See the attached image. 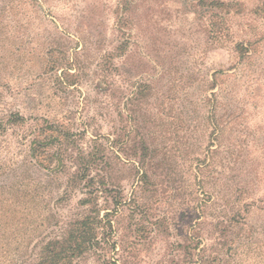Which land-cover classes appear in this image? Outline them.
Listing matches in <instances>:
<instances>
[{"label":"rangeland","instance_id":"rangeland-1","mask_svg":"<svg viewBox=\"0 0 264 264\" xmlns=\"http://www.w3.org/2000/svg\"><path fill=\"white\" fill-rule=\"evenodd\" d=\"M10 189L41 213L24 258L98 190L114 232L73 264H264V0H0Z\"/></svg>","mask_w":264,"mask_h":264},{"label":"trees","instance_id":"trees-1","mask_svg":"<svg viewBox=\"0 0 264 264\" xmlns=\"http://www.w3.org/2000/svg\"><path fill=\"white\" fill-rule=\"evenodd\" d=\"M43 138H47V141H58L57 135L46 134ZM44 142V139L38 136L31 141L30 150L34 164H42L43 157L39 153L40 149L47 145V142ZM53 154L58 156L57 151ZM96 160V156L91 154L85 165V172L80 174L82 176L74 174L72 181L87 177V182L94 183L95 175L88 177L85 173L97 166L99 162ZM96 175L100 183H103L105 176L99 173ZM27 187L20 191H25ZM15 189L18 191V188L15 187L14 191ZM94 192L87 191L88 197L78 200L80 212L60 224L57 228L59 233L49 237L43 236L36 242L38 250L34 256L30 254L31 258L28 255L24 258L33 233L38 230L37 217H41V213L37 204L33 203L34 199H30L31 191L20 194L13 193L11 189L0 191V264H73L74 259L89 251H98L99 256L103 257L109 244L108 238L114 232L115 221L109 217V212L100 215L97 203L91 202ZM87 203H91L90 206H87Z\"/></svg>","mask_w":264,"mask_h":264}]
</instances>
